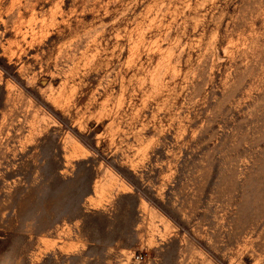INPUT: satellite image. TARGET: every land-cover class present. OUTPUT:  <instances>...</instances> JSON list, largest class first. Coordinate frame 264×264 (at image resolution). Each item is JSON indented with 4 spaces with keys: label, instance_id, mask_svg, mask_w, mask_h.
Listing matches in <instances>:
<instances>
[{
    "label": "rangeland",
    "instance_id": "obj_1",
    "mask_svg": "<svg viewBox=\"0 0 264 264\" xmlns=\"http://www.w3.org/2000/svg\"><path fill=\"white\" fill-rule=\"evenodd\" d=\"M0 264H264V0H0Z\"/></svg>",
    "mask_w": 264,
    "mask_h": 264
},
{
    "label": "built area",
    "instance_id": "obj_2",
    "mask_svg": "<svg viewBox=\"0 0 264 264\" xmlns=\"http://www.w3.org/2000/svg\"><path fill=\"white\" fill-rule=\"evenodd\" d=\"M136 257L139 261H145L147 259V255L145 252L140 251L136 254Z\"/></svg>",
    "mask_w": 264,
    "mask_h": 264
}]
</instances>
